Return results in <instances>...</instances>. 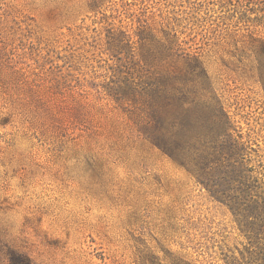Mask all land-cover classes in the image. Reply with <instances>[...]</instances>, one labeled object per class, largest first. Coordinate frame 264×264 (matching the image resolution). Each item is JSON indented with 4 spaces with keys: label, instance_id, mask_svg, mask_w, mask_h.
Listing matches in <instances>:
<instances>
[{
    "label": "rangeland",
    "instance_id": "rangeland-1",
    "mask_svg": "<svg viewBox=\"0 0 264 264\" xmlns=\"http://www.w3.org/2000/svg\"><path fill=\"white\" fill-rule=\"evenodd\" d=\"M220 108L263 201L264 0H0V264H230Z\"/></svg>",
    "mask_w": 264,
    "mask_h": 264
},
{
    "label": "trees",
    "instance_id": "trees-1",
    "mask_svg": "<svg viewBox=\"0 0 264 264\" xmlns=\"http://www.w3.org/2000/svg\"><path fill=\"white\" fill-rule=\"evenodd\" d=\"M220 112L221 120H218L215 124L218 129H222V131L228 136V139L231 142V147L233 148H231L230 153L231 156H235L237 165L234 164L230 172L225 171L220 167L213 169L217 173H220V170H223L225 177L232 175L230 176V179H233L237 173L242 175L244 185L246 186L245 190L242 191L241 195H231L229 198L231 197V209L233 214L239 223L247 228L246 231L251 235L249 237V243L244 246V249L240 252V256L233 258L230 264H264V200L259 201L258 199L253 198V190L248 184L250 180L253 179V169L244 164L245 161L243 159H245L246 154H242V152L246 151L245 146L240 140L234 139L229 133L233 128V125L228 114L223 111V108H220ZM240 138L242 139L241 136ZM242 155L243 157H241ZM239 157H241V160ZM207 160L208 159H203L201 160V163H206ZM207 179L208 183H210L209 178ZM206 185L210 188L212 194L218 198H223V196H225L226 192L215 190L213 184ZM244 203L246 204L245 208H243ZM10 264H31V262L26 256L13 253L10 256Z\"/></svg>",
    "mask_w": 264,
    "mask_h": 264
}]
</instances>
